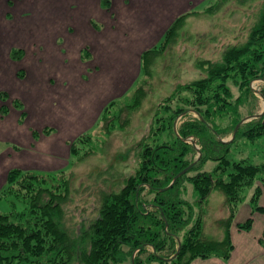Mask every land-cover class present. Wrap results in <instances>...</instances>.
I'll return each mask as SVG.
<instances>
[{
    "label": "trees",
    "instance_id": "obj_1",
    "mask_svg": "<svg viewBox=\"0 0 264 264\" xmlns=\"http://www.w3.org/2000/svg\"><path fill=\"white\" fill-rule=\"evenodd\" d=\"M218 1L217 5H223L233 0ZM183 18L167 31L165 41L171 39ZM149 53L143 55V61ZM208 74L206 79L180 87L166 101L167 118L157 116V122H162L159 133L171 130L172 142L145 148L136 173L125 179L117 192L101 193L96 217L75 224L74 229L67 223L66 204L72 190L66 176L12 170L0 192V202L10 206L8 213L0 212V264H190L211 257L227 261L234 249L232 224L251 190L252 210L264 214V207L258 204L264 193V154L244 155L248 151L244 146L237 153L245 156L240 160L230 153L241 138L259 141L264 137V116L241 125L231 142H221L246 118L241 110L247 101L258 100L251 83L264 81V10L248 41L227 49L221 61L211 63ZM181 91L194 92L196 99H182L188 108L174 110L172 104L178 102ZM261 94L264 96V89ZM5 112L4 108L2 115ZM190 113H196L197 118L182 121L178 137L174 125ZM228 118V127L220 125ZM189 137L196 139L202 157L171 189L162 192L195 161L196 148L183 141ZM78 140L71 146L73 156L79 151L75 144L83 138ZM185 183L191 186L190 193ZM215 191L224 196L229 209L227 220L220 223L221 240L203 238L204 224L200 223V209ZM252 223L249 218L237 228L250 231ZM149 247L155 252L143 260ZM168 252L177 256L166 261L162 255Z\"/></svg>",
    "mask_w": 264,
    "mask_h": 264
},
{
    "label": "crops",
    "instance_id": "obj_2",
    "mask_svg": "<svg viewBox=\"0 0 264 264\" xmlns=\"http://www.w3.org/2000/svg\"><path fill=\"white\" fill-rule=\"evenodd\" d=\"M206 1L42 0L38 6L36 0H0V85L23 103L0 115V192L12 170L65 168L72 144L134 86L143 55ZM10 56L25 66L21 82ZM254 214L247 218L253 219L250 231L239 230L235 218L227 261L211 257L190 264H264V224L255 231Z\"/></svg>",
    "mask_w": 264,
    "mask_h": 264
},
{
    "label": "rangeland",
    "instance_id": "obj_3",
    "mask_svg": "<svg viewBox=\"0 0 264 264\" xmlns=\"http://www.w3.org/2000/svg\"><path fill=\"white\" fill-rule=\"evenodd\" d=\"M36 2L38 6H42V0H36ZM218 2V0H207L205 5L197 8L196 11L183 15L181 18L184 17V20L171 39L168 41L162 39L159 44L149 50L150 53L142 61L141 75L129 93L105 109L93 131L83 135L80 144H75L79 149L78 155L73 156L71 150L68 165L61 171H57L56 176H66L72 190L70 202L66 204L67 223L71 229L83 220L89 221L96 217L101 193L117 192L123 186L125 179L136 173L143 163L142 154L146 151L145 148L172 142V131L159 133L162 122H157V116L166 118L169 116V113L165 112L168 107L166 101L176 91L178 92L180 87L206 79L211 63L221 61L227 49L245 44L264 10V0H249L246 3L233 0L223 5H217ZM8 7L10 10L14 8L12 4ZM0 11H2L1 7ZM24 16L27 17L25 14ZM0 18L2 19V15ZM15 18L17 19V16ZM8 20L13 18L9 17ZM9 62L15 67L14 75L20 79L17 81H23V76L26 74L24 64L21 66L11 56ZM3 85H0V115L4 108L8 110V107L23 104L16 94ZM254 88L262 91L264 83L256 82ZM179 94L178 102L172 104L174 110L179 107L185 108L182 99L187 98L191 102L196 99L194 92L181 91ZM257 97L258 100L247 101L246 106L241 110L242 117H249L263 111L264 101L259 95ZM192 118H197V115L190 113L178 119L177 130L182 121ZM220 125L228 127L230 119L220 121ZM231 137L232 135L228 133L224 139L230 140ZM259 141L239 139L231 148V156L240 160L243 155L237 153L243 146L249 151H246L244 155L249 153L252 155L256 152L259 156L264 154V137ZM3 145L0 144V148ZM187 158L191 159L192 155ZM197 158L198 154L195 156V159ZM209 167L207 165L208 169ZM197 173H192L190 176ZM185 186L190 193L191 186L188 183H185ZM252 192L253 190L249 196ZM189 197L191 198V195ZM209 197L208 202L200 209V214L203 216V221L201 220L200 223L204 224L203 238L221 240L223 226H220V223L227 220L229 209L221 193L215 191ZM258 204L264 206V198L260 199ZM245 205L250 209L248 215H246L248 208ZM9 211L10 206L6 202H0V212L8 213ZM197 212H199L198 209H196ZM250 212L252 208L247 201L241 205L236 222H245ZM258 214L260 213L254 214L255 231H259L264 224L263 216ZM154 252V249L149 247L142 259L145 260L148 254ZM136 255L137 252L135 257ZM171 256L170 252L162 255L168 259L172 258Z\"/></svg>",
    "mask_w": 264,
    "mask_h": 264
},
{
    "label": "water",
    "instance_id": "obj_4",
    "mask_svg": "<svg viewBox=\"0 0 264 264\" xmlns=\"http://www.w3.org/2000/svg\"><path fill=\"white\" fill-rule=\"evenodd\" d=\"M256 82H262V83H264V81H263V80H256V81H253V82L251 83V87H252L253 91H255V93H256L257 95H259V96L263 99V101H264V96L261 94V92L258 91V90H256V89L254 88V84H255ZM194 114H196V113H194ZM263 116H264V109H263L262 112H260V113H258V114H255V115H252V116L246 117L245 119H243V120L237 125V127H236L235 130H234V133H233L231 139H230V140L221 139V142H223V143L231 142V141L235 138V136H236V134H237V132H238V130H239V128H240L241 125H243L244 123H247V122H249V121H251V120H253V119L262 118ZM180 118H181V117H180ZM180 118H178V119H180ZM177 122H178V120L176 121V123H177ZM176 123H175V125H174V129H175L176 134H177L178 137H179ZM183 141L186 142V143H190L191 145H193V146L196 148V150H197V152H198V158L195 159V161H194L190 166H188L187 168H185L184 170H182L181 172H179V173L174 177V179H173V181L171 182V184H170L169 186H167L166 188H164V189L161 190L162 192L171 189V188L176 184V182L178 181V179H179L180 177H182L183 175L187 174V173H188V172H189V171H190V170H191V169H192V168L198 163V161H199L200 158L202 157V152H201L200 147H199L198 144H197L196 139H194L193 137H189V138L183 139ZM166 226H168V223H167V222H166ZM138 251H139V250H137L136 252H138ZM179 251H180V242H179V248H178L177 254L179 253ZM177 254L174 255V256H173L172 258H170V259H168V258H164V257H162V258H163L164 260H166V261H171L173 258H175V257L177 256ZM134 259H135V253H134V255H133V259H132L133 262H134Z\"/></svg>",
    "mask_w": 264,
    "mask_h": 264
}]
</instances>
